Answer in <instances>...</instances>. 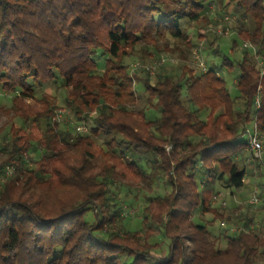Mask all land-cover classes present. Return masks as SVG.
I'll return each mask as SVG.
<instances>
[{"label":"trees","instance_id":"obj_1","mask_svg":"<svg viewBox=\"0 0 264 264\" xmlns=\"http://www.w3.org/2000/svg\"><path fill=\"white\" fill-rule=\"evenodd\" d=\"M211 6L235 16L227 50L208 32ZM194 50L219 66L191 68ZM164 53L182 63L131 75L129 59ZM263 60L264 0H0V88L22 122L0 143V176L13 167L0 182V264H264V230L214 201L220 184L244 186V129L255 118L264 131ZM221 69L237 71L235 97ZM45 85L64 92L84 129L59 127L61 107ZM160 180L168 192L124 227L114 181L151 192Z\"/></svg>","mask_w":264,"mask_h":264},{"label":"rangeland","instance_id":"obj_2","mask_svg":"<svg viewBox=\"0 0 264 264\" xmlns=\"http://www.w3.org/2000/svg\"><path fill=\"white\" fill-rule=\"evenodd\" d=\"M212 8V18L213 23H211L208 26V32H210L212 35L216 34L220 41L218 43L221 46V49L227 50L228 44H230V39L233 37L234 30L237 27V23L235 20V16H229L228 13L225 12V14H221L220 12H215L214 8ZM220 14V15H219ZM222 15V16H221ZM208 41L207 39L201 41L199 44H206ZM205 49V48H204ZM199 52V53H198ZM224 52V51H223ZM203 54V55H201ZM200 54V51L194 50L192 52V58L187 61V65H189L191 68L196 69L200 68L199 63L202 62L206 65V67L209 68H216L220 64V57H211L207 54V51H203ZM239 56V53H237ZM160 58H164L165 61L163 64L167 63L169 66H177L178 63H182L178 56L176 54L169 55L167 53H164L160 56ZM170 59V60H168ZM158 59H147L145 58L142 62L139 58L129 59L127 62L129 64V70L131 72V75L134 76V73H136L137 76H141L142 72L141 70H147L148 74L152 77L156 75L160 71L159 63H157ZM199 61V62H198ZM198 63V64H197ZM162 64V65H163ZM136 67L134 68V66ZM103 67V62L99 63V69L101 70ZM237 74V71L228 72L225 69H221L220 75L222 78L225 79L227 89L232 97L236 96V90L234 87V83L232 80V77ZM45 91L48 95L54 96L56 103L61 107V110L57 113L55 116V120L59 122L60 128H67V127H76L77 130H82L83 125L82 123H76L74 121V118L72 117L71 113L69 112L68 107L64 104V92L60 89H56L54 85H45L44 86ZM135 90L138 95L137 103L135 104L134 108L136 110H141L145 107V94H143V91H138V84H135ZM9 99L10 95L0 88V106L3 108L4 112L0 114V143L3 140V136L7 133L9 126L11 124L15 126H21L22 122L16 118L13 117L8 111L9 107ZM182 102L183 105L187 109H192V105L189 104V102L186 99V93H183L182 95ZM148 112L151 111V109L147 110ZM206 114V112L202 113V117ZM25 129L27 127L25 126ZM86 129H88V126H86ZM261 133V141L264 146V131ZM247 139L246 135L242 134V136L239 138L240 141H245ZM41 155V151H33L30 153V158L32 160H38ZM130 158L133 161H136L139 165H144L149 159L140 158L138 159L135 155H130ZM244 161L246 164V176L244 181V186L241 190H230L226 189L224 184H220L217 186V194H216V201L217 203L221 205V208L225 211V216L234 214L235 217H239L242 215L248 216V218H251V221H248L249 224L254 223L252 228L257 227L264 230V169H261L260 167L256 168V164L250 159V155L247 152L244 155ZM253 162V164H251ZM97 163V161H96ZM29 167H34L33 162H29ZM197 175V179L201 180V175H199L198 171H195ZM2 182V181H1ZM136 185V184H135ZM167 188V187H166ZM111 191L115 195H119L117 197L118 203L124 208L125 212L122 214V218L124 219V227L130 226V224L139 225V218H140V211L141 208L145 205V201L152 198L153 196H156L158 194L166 193L168 192L167 189H165V183L163 180L158 181L153 185V189L151 192H141L140 186H130V188L126 187L125 185L121 184L120 182L114 181V183L110 187ZM250 195H257L258 197V204L256 206L249 205L248 199ZM211 218L210 215H204L200 219H195V221L199 224H205L207 220ZM133 221V222H132ZM232 223V222H230ZM234 224V223H233ZM208 230L212 232L213 234L219 233V225L218 221H216L213 225L207 226ZM241 226H235L232 228L234 229H241ZM157 235V233H156ZM231 235V234H230ZM220 239V238H219ZM217 244L219 247L223 248L226 244V240L222 238L220 242L218 241ZM165 247V246H164ZM165 253V250H163ZM163 254V252H162Z\"/></svg>","mask_w":264,"mask_h":264},{"label":"built area","instance_id":"obj_3","mask_svg":"<svg viewBox=\"0 0 264 264\" xmlns=\"http://www.w3.org/2000/svg\"><path fill=\"white\" fill-rule=\"evenodd\" d=\"M243 46H249L247 43H244ZM170 60V59H168ZM165 61L164 58H160L157 63L159 65H162ZM171 61V60H170ZM198 64V63H197ZM261 67V74L264 73V60L259 63ZM136 65L134 66V68ZM199 67L205 71V68L202 67V63H199ZM255 106L256 108H259V98H255ZM244 135H246L247 139L246 141V148L250 155V159L256 164V166L260 167L261 169H264V146L261 141V133L258 129V125L256 122V119L253 118L251 121V124L244 129L243 132ZM166 150H169V147L166 148ZM13 175V167H7L3 173V175L0 176V182L4 181L5 179L11 177ZM258 197L257 195H250L248 199V203L250 205L256 206L258 204ZM221 226H223V223H220ZM250 227L252 228L253 225L251 224ZM241 229H233L232 231H240Z\"/></svg>","mask_w":264,"mask_h":264}]
</instances>
